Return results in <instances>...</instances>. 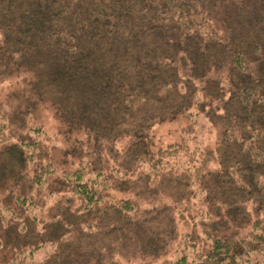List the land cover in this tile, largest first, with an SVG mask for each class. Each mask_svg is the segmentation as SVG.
I'll return each mask as SVG.
<instances>
[{"label":"trees","instance_id":"obj_1","mask_svg":"<svg viewBox=\"0 0 264 264\" xmlns=\"http://www.w3.org/2000/svg\"><path fill=\"white\" fill-rule=\"evenodd\" d=\"M217 1L0 0V264H264V16Z\"/></svg>","mask_w":264,"mask_h":264},{"label":"rangeland","instance_id":"obj_2","mask_svg":"<svg viewBox=\"0 0 264 264\" xmlns=\"http://www.w3.org/2000/svg\"><path fill=\"white\" fill-rule=\"evenodd\" d=\"M111 2V0H108ZM126 3L125 6H132L134 9V16L129 15L127 12L124 14V16L127 19V25L130 31L134 32L136 31V24L140 22V18L143 17L141 15L142 13L139 12L136 16V0H122ZM151 1V0H145ZM228 0H218L217 1V10L218 14L221 16L222 22H220L219 17H215V19H210V23L214 27V29L217 31L218 34L225 37V39L234 37V32L231 28H235V32L237 34L246 35L247 33L251 32V24L252 22L258 20L262 16H264V0H234L233 5H230L227 3ZM149 4V3H148ZM228 4V5H227ZM145 5V4H144ZM197 11L199 13L197 16H201L203 14V10H199V5L197 7ZM201 12V13H200ZM148 16H150V19H155V21H158L157 17H154L152 13H149ZM133 20V21H132ZM224 21V22H223ZM230 22L229 26L231 28H228L224 26L222 23ZM260 20L258 21L257 25H255L253 34L254 35V45L250 47L248 52H250L251 60L255 63H253V66L258 63H262L264 66V24H260ZM143 37V34H141ZM157 39V38H156ZM157 41V40H156ZM230 44V43H229ZM230 48L229 45H227L226 49H224L226 53L225 62L229 61L228 58V49ZM255 59V61H254ZM9 92L7 88H5L2 84H0V98H5V95ZM18 96H20L18 94ZM13 102L16 101V98L12 97ZM39 109H37V115L40 121L44 122L45 125L50 128V133L53 132V129L55 125L52 121V110L48 108H43V106H39ZM172 122L165 121L155 127V132L163 138V142H169L172 140L178 139V129L176 127V124L174 120H171Z\"/></svg>","mask_w":264,"mask_h":264}]
</instances>
